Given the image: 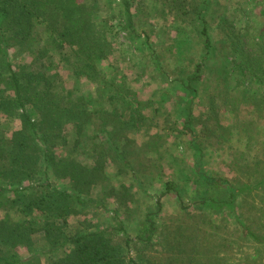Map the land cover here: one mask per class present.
Returning <instances> with one entry per match:
<instances>
[{
    "label": "trees",
    "instance_id": "1",
    "mask_svg": "<svg viewBox=\"0 0 264 264\" xmlns=\"http://www.w3.org/2000/svg\"><path fill=\"white\" fill-rule=\"evenodd\" d=\"M113 1L116 6L113 10L116 13L114 24H111L108 16L96 14L87 0H0V112L16 115L21 121L20 128L12 132L6 143L3 144L0 140V194L11 186L15 196L10 203H18L19 197L24 199L21 204L18 203L16 209L23 214L21 220H13L8 214L0 217V264L27 263L29 257L18 256L15 246L20 242L33 244L32 235L36 232L42 233L44 244L31 251L30 257H37L34 264H41L42 258L45 259V264H190L194 258L190 254L184 258L183 232L176 243L168 244L164 240L165 245L156 255L153 240L158 225L154 217L149 215L139 221L135 236L128 234L120 220L112 226L75 233L66 231L67 217L75 213V205L104 206L103 200H96L95 204L85 197L91 187L101 185L104 195L113 196L121 205L133 200L134 195L128 186L121 184L120 189H117L109 182L105 172L106 161L114 163L119 173L129 171L137 176L142 171L154 169L156 175L161 177L159 166L152 164L149 156H140L141 146L128 135L129 129L138 127L141 120L139 107L133 106V98H127L126 94L131 92L130 89L114 75L106 78L108 75L105 73L103 76L97 65L100 60L112 54V30L117 25L129 36L140 37L143 34L142 45H149V56L152 61H156L149 34L137 30L132 9L133 0ZM161 2L183 24L194 26L201 39L200 59L193 65L192 71L185 75L182 84V91L188 97L182 129L190 136V143L198 155L195 164L199 167L195 171L196 179L215 191L223 192L224 198L217 199L209 193L198 196L194 203L205 209L223 207L240 226L241 234L252 236L248 226L235 212V207L238 195L264 185V158H260L259 151L256 150L251 161H233L241 158L243 154L237 156L230 150L233 136L231 129L234 125L220 122L217 108L220 105L235 106L234 102L229 104L227 100L235 85L228 84L224 79L230 70L233 72L230 80H236L240 93L233 99L242 97V104L254 106L264 103L263 96L251 93V80L254 77L264 80V31L259 32L254 40L255 36L251 38L245 32L247 29L233 34L227 30L228 48L224 49V59L216 63L213 53L215 46L206 16L208 1ZM42 34L43 43H40L38 38ZM49 44L57 49L66 47L75 60L71 65L72 72L75 75L82 72L89 80L99 83L98 89H101V93L106 91V97L100 102V106L89 108L87 102L81 98H74L68 93L61 95L56 83L57 73H50L49 68L33 70L26 64L18 67L12 64L8 52L10 47L15 46L18 50L43 58L50 54L47 49ZM65 57L60 56L58 59ZM156 67L159 73L164 74L158 63ZM209 77L213 79H208ZM202 82L207 90L204 99L206 110L194 114L193 99L198 96ZM28 105L31 106L30 109L27 108ZM18 109L21 110L20 113H17ZM31 112L37 116L33 117ZM90 121L97 131H103L109 139V142H96L93 145L95 156L92 164L87 165L72 157L59 156L53 151L56 140L52 137L61 129L60 124L72 123L76 132L80 133ZM247 122L241 128L248 142L252 138H258V130L253 132L248 126L251 125L250 121ZM204 140H214L217 147L228 142L229 166L236 164L239 168L247 169L248 175L242 184L235 185L228 177L207 175L204 172L200 161ZM259 143V148L264 149V139H260ZM35 175L38 179L36 182L14 187L22 179L30 180ZM50 176L66 179L71 190L54 186L49 181ZM170 192L180 202L183 201L177 183L166 179L155 196L157 210L161 208V198ZM186 208L184 204L181 205V216L176 222L181 231L189 215ZM33 213L42 219L33 218ZM207 221L212 227L217 225L210 219ZM224 242V246L229 249V239ZM166 244L172 247V252ZM133 250L135 255L132 254ZM226 257L223 254L216 258L217 264H234L231 261L225 262Z\"/></svg>",
    "mask_w": 264,
    "mask_h": 264
},
{
    "label": "rangeland",
    "instance_id": "2",
    "mask_svg": "<svg viewBox=\"0 0 264 264\" xmlns=\"http://www.w3.org/2000/svg\"><path fill=\"white\" fill-rule=\"evenodd\" d=\"M209 31L215 46L213 53L215 62L223 60V52L227 47L226 31L238 32L240 30L249 37L259 35L264 31V0H207ZM92 10L99 16L111 18V24L116 23V13L113 11V0H87ZM135 22L138 32H147L151 48L155 52L156 61L149 56V45H142L143 34L140 37L129 36L120 27L112 30L114 49L112 54L100 60L97 65L106 78L115 76L117 80L125 82L130 89L127 98H133V106L139 107L141 120L138 127L130 128L128 135L140 145L139 155L149 156L152 164L158 165L161 170L159 178L154 169L148 172L142 171L133 176L129 171L119 173L114 163L106 161L105 172L109 182L120 189V185L128 186L134 195L132 201L126 205L118 204L113 196L104 195L101 185L91 187L86 198L96 204V200H103V207H91L88 204H77L74 212L67 217L66 231L75 233L86 229L101 228L116 225L118 220L125 225L130 236H135L139 229V221L146 215L154 217L158 229L153 240L156 255L165 245L164 240L176 243L181 232L185 234L183 241L184 258L190 254L194 258L190 264H217V259L223 254L227 256L225 262L234 264H264V185H260L251 191H244L237 197L235 212L252 232V236L241 234L240 226L233 216L223 207L217 209L199 208L194 201L198 196L213 194L217 199H223L224 193L215 191L206 184L196 179L195 171L197 153L190 143V136L183 132L182 122L187 95L182 91L185 75L191 72L201 55V39L196 33L195 27L181 22L175 18L165 7L161 0H133ZM114 17H113V15ZM251 37V38H252ZM43 43V34L38 38ZM53 44L47 45L48 57L38 58L23 50L12 46L8 50L12 64L16 67L27 65L33 70L49 68L50 73H57L56 83L60 93H68L72 97H78L87 102V107L100 106V102L106 97V91L101 93L99 83L86 78L83 73L75 75L71 65L75 60L64 46L57 49ZM149 51V52H148ZM222 52V53H221ZM229 52V50H228ZM154 54V53H153ZM151 55V54H150ZM66 56L64 59L58 58ZM228 57L226 59L228 60ZM211 62V60H210ZM264 62V61H263ZM158 63L164 70V74L158 72ZM264 66V65H263ZM233 72L227 73L225 81L235 85L228 96L229 104L235 106L220 105L218 117L225 125H234L231 129L232 138L230 150L241 158L235 162L251 161L256 150L260 158H264V149L260 147V139H264V103L259 106L242 104L243 98L233 99L240 95L236 86V80H230ZM264 77V74H263ZM208 79H213L209 77ZM198 96L194 97L192 110L194 114L206 110V86L203 85ZM257 93L264 97V80H251V93ZM100 96V100H99ZM204 97V98H203ZM30 105L27 106L30 109ZM20 109L17 113H20ZM36 117V113H33ZM128 113V111H126ZM126 119V118H124ZM249 128L255 132L256 139L246 141L241 126L248 123ZM21 126L20 118L13 114L0 112V140L6 143L14 130ZM61 129L52 137L56 144L53 151L59 156H68L90 165L93 163L95 153L93 145L96 142H109L103 131H97L90 121L84 129L77 133L72 123L60 124ZM198 126L195 127L197 129ZM153 135H155L153 137ZM108 140V141H107ZM148 141V142H147ZM147 142V143H146ZM214 140H204L202 143L201 167L207 175L228 177L235 185H240L246 180L247 169L239 168L236 164L229 166L228 142L217 147ZM248 144V146H245ZM228 149V150H227ZM166 179L174 180L183 201L170 192L161 198V208L157 210L155 196L162 189V183ZM37 176L22 179L14 185L15 188L36 182ZM49 181L56 187L71 190L66 179L49 177ZM3 183V182H2ZM0 194V217L8 214L13 220H21L23 214L18 210V203L23 198H17V202L10 203L15 196L11 186ZM22 191V189L20 190ZM15 192V191H14ZM184 204L189 212L183 230L177 228V218L181 215L180 207ZM201 214H204L202 216ZM36 218V214H32ZM42 219V217H37ZM208 219L217 223L212 227ZM33 244L26 245L20 242L15 246V252L22 258H28L25 264H34L33 250L43 246L42 233L32 235ZM226 239H229L230 248L225 247ZM167 245V244H166ZM139 246V245H138ZM172 252V247L167 245ZM32 251V252H31ZM152 253V252H151ZM132 254L135 255L134 250ZM186 262V261H185ZM45 264V259L40 260Z\"/></svg>",
    "mask_w": 264,
    "mask_h": 264
}]
</instances>
